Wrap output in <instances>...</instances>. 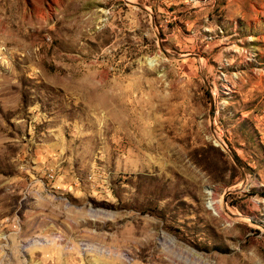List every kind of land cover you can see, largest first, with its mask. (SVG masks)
Listing matches in <instances>:
<instances>
[{
    "label": "rangeland",
    "instance_id": "rangeland-1",
    "mask_svg": "<svg viewBox=\"0 0 264 264\" xmlns=\"http://www.w3.org/2000/svg\"><path fill=\"white\" fill-rule=\"evenodd\" d=\"M0 264H264V0H0Z\"/></svg>",
    "mask_w": 264,
    "mask_h": 264
},
{
    "label": "bare ground",
    "instance_id": "bare-ground-1",
    "mask_svg": "<svg viewBox=\"0 0 264 264\" xmlns=\"http://www.w3.org/2000/svg\"><path fill=\"white\" fill-rule=\"evenodd\" d=\"M132 1H133V0H132ZM217 142H218L219 145H222V146L226 147L225 141H223L222 137L217 136ZM217 204H218V202H217L215 199H213V200L211 201V207L216 211V213H217L218 215L221 216V215H222V212L220 211V209H219V207L217 206Z\"/></svg>",
    "mask_w": 264,
    "mask_h": 264
},
{
    "label": "water",
    "instance_id": "water-1",
    "mask_svg": "<svg viewBox=\"0 0 264 264\" xmlns=\"http://www.w3.org/2000/svg\"><path fill=\"white\" fill-rule=\"evenodd\" d=\"M210 98H211V104H212L210 115L212 116V118H214L216 115V103H215V99L212 95H210ZM224 148L227 149V147H224Z\"/></svg>",
    "mask_w": 264,
    "mask_h": 264
}]
</instances>
